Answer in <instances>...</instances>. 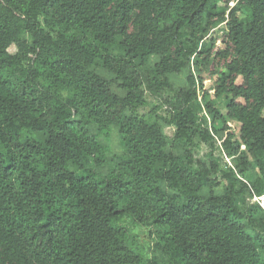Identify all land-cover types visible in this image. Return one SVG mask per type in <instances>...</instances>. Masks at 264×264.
<instances>
[{
    "label": "trees",
    "instance_id": "obj_1",
    "mask_svg": "<svg viewBox=\"0 0 264 264\" xmlns=\"http://www.w3.org/2000/svg\"><path fill=\"white\" fill-rule=\"evenodd\" d=\"M232 1L0 0V264H141L125 219L157 229L168 264H264V209L242 199L264 196V0L228 14L227 118L197 90ZM147 94L167 116L140 114ZM216 149L235 164L222 195Z\"/></svg>",
    "mask_w": 264,
    "mask_h": 264
},
{
    "label": "rangeland",
    "instance_id": "obj_2",
    "mask_svg": "<svg viewBox=\"0 0 264 264\" xmlns=\"http://www.w3.org/2000/svg\"><path fill=\"white\" fill-rule=\"evenodd\" d=\"M237 0H233L231 3L226 2H220L218 4V12L220 13V16L214 19L212 26H211V32L207 36L208 37H215L217 39L216 47L213 51V55L211 58V65L209 67V71L205 73L203 76L204 78V87L203 89L198 88V96L200 101L203 102V90L207 93V102L210 103L222 116L227 118V103L229 101V96H222L221 98H218L216 96L218 83L217 78L220 74H228L226 65L230 61V58H222L219 55H216L218 51H224L227 49L229 45V39L226 35V22L228 20V14L230 10L236 5ZM223 16L226 17V19H223ZM246 16H243L245 18ZM225 20V21H224ZM12 52H16V49L13 48ZM232 53V52H231ZM230 53V56H231ZM191 73H194V69H192ZM190 73L188 71H184L183 73L173 76V82H174V88L175 90H179L181 88H187L189 85V78ZM196 77H198L196 75ZM199 85V84H198ZM199 87V86H198ZM172 94V93H171ZM147 100V106L140 110V114H148L153 109H156L159 116H167V109L166 107L162 106L160 98H154L153 96L147 94L146 97ZM205 115V113H204ZM209 126L212 130V118L208 119ZM239 124H237L234 121L228 120V127L231 128L233 132L236 134L238 133ZM225 124L222 121H219L216 123V128L218 130L225 129ZM228 131L225 133L227 134ZM221 133V132H220ZM224 133V134H225ZM163 134L166 137L169 146H171L172 140L175 135V129L171 127H165L163 129ZM217 141L219 138L216 139ZM221 141H218V145L221 147ZM110 148H111V158L117 155H121L123 152V149L121 147L120 138L117 133V130L114 129L112 132L111 142H110ZM202 149L200 150V153L198 155L201 159H206L208 154L210 153V148L207 144H202ZM215 157L217 159V163L219 166V173L217 175L218 181H219V188H218V194H223V188L225 185V182L222 180V175L225 172H228L230 169H233L235 167V164L230 160L225 158V155H223L222 152L217 151L215 152ZM252 178L254 179L253 182L262 180V176L259 172V169L256 167L255 170L251 173ZM245 182L249 186H253V183L251 181ZM244 196H242V199L246 201V204L256 205L260 204L261 207L264 209V196L258 197L255 192L251 191V189H245L243 191ZM124 225L129 227L130 232L132 236L134 237L136 246L139 248L140 253L143 257L141 264H168L169 259L162 250H160L157 247L158 238H157V229L154 227L149 226H141L131 223L130 219L124 220Z\"/></svg>",
    "mask_w": 264,
    "mask_h": 264
}]
</instances>
